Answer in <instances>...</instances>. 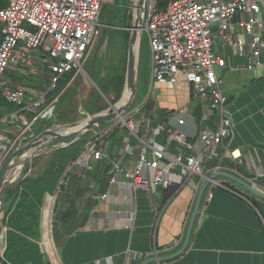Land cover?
Instances as JSON below:
<instances>
[{"label":"built area","instance_id":"obj_1","mask_svg":"<svg viewBox=\"0 0 264 264\" xmlns=\"http://www.w3.org/2000/svg\"><path fill=\"white\" fill-rule=\"evenodd\" d=\"M6 1L7 6L0 10V95L16 110L0 118V166L23 146L25 136L51 113L74 79L84 71L83 65L102 33L100 14L104 2ZM155 6V0H147L142 33V37L148 36L151 50V85H176L184 80L192 87L195 97L209 102L210 112L201 117V128L194 141H189L181 131L188 117L184 110L179 112V118L171 117L168 122L154 126L150 119L135 118L141 113L143 102L122 120L134 145H127L124 155L114 161L110 186L115 188L124 179L132 192H150L173 185L199 190L207 184L211 201L213 189L221 185L205 174V161L219 158L218 148L233 135L234 129L222 90L223 81L216 69L227 67L225 53L229 50L244 61V70L257 72L264 78V0H172L164 11H158ZM218 40L223 55L215 51ZM20 69L28 76L40 77L45 72L50 75L40 94H28L23 86L14 85L6 77L8 72ZM70 73L74 74L72 79L58 91L60 79ZM214 116L216 120L212 122ZM9 124L20 130L15 138L2 129ZM121 127L115 124L104 132H95L69 169L84 164L88 153L95 160H109L104 138ZM163 135L164 144L159 141ZM173 143L177 145L174 156L170 155ZM135 149L138 158L130 171L124 159L133 156ZM231 157L241 162L237 152H231ZM64 185L62 179L55 194ZM109 197L106 193L100 200L104 202ZM134 218L135 214L131 213L118 220L130 227Z\"/></svg>","mask_w":264,"mask_h":264},{"label":"crops","instance_id":"obj_2","mask_svg":"<svg viewBox=\"0 0 264 264\" xmlns=\"http://www.w3.org/2000/svg\"><path fill=\"white\" fill-rule=\"evenodd\" d=\"M215 51L223 55L219 41ZM225 54L228 65L225 69L217 68L216 73L223 81L222 90L228 100L233 135L218 148L219 158L213 160L217 162L216 167H209L211 161H205V174L209 178L217 176L214 180L221 186L213 189L211 201L208 200L209 187L203 194L184 253L169 259L186 242L203 186L199 190L173 185L169 189L132 192L123 179L121 184L111 188L114 161L124 155L127 145H134L127 129L119 128L114 137L115 131L104 138L109 160L98 161L88 153L84 164L69 169L70 163L63 189L57 194L46 195L37 240L40 246L49 247L45 254L48 262L145 264L158 257L163 261L151 264H264V78L257 72L244 70V61L234 57L231 51ZM149 55L145 59L149 72L145 100L153 102L155 114L161 121L169 117L179 118V112L184 110L188 117L181 131L189 141H194L201 128V117L210 112L209 102L195 97L192 87L184 80L176 85H151ZM9 74L21 76L22 81L17 83L8 79L23 87L25 78L37 81V85L41 80L50 79L46 72L39 78L28 76L22 69ZM46 75L48 77L44 78ZM42 90L30 89L28 94H40ZM214 120L215 116L212 122ZM209 124L213 126V123ZM2 129L10 138L20 134L18 126L13 124L3 125ZM159 141L164 144L165 136ZM57 149H50L41 156ZM234 151L241 155V162L231 157ZM176 153L177 145L173 143L170 155ZM30 154L34 157L38 152ZM137 158V149L133 156H125L128 170H134ZM36 159L18 165L20 167L16 170L22 168V172L12 184L38 170L39 166H31ZM27 166H31V171L23 175ZM215 169H218L216 173ZM16 170L13 169V173H17ZM227 176L250 185L260 196ZM106 193L110 197L102 202L100 196ZM131 213L135 218L130 227L118 220ZM64 217L65 223L60 220ZM3 219L0 212L1 255L6 245Z\"/></svg>","mask_w":264,"mask_h":264},{"label":"trees","instance_id":"obj_3","mask_svg":"<svg viewBox=\"0 0 264 264\" xmlns=\"http://www.w3.org/2000/svg\"><path fill=\"white\" fill-rule=\"evenodd\" d=\"M129 1L130 0H113L111 4L103 5L104 7L109 5L108 11L106 10V12L108 17L113 13L111 16L113 21L117 17L122 19V23L120 24L121 28L128 27L126 26V19ZM171 1L172 0H155V7L158 11H164ZM6 6L7 1L0 0V10L4 9ZM100 23L102 22L100 21ZM109 24L114 25V22ZM103 27L102 30L104 32L105 27ZM1 28L2 26L0 25V41L2 39ZM116 31L119 33L125 32L124 30ZM145 51L142 39L136 99L139 97V91L146 83L144 80L146 74L144 68L146 59ZM123 64L125 65V63ZM73 75V73H70L60 79L58 91H60L72 79ZM89 76L95 81L104 95H108L111 86H114L116 88V96L112 100V104L115 105L120 101L125 85V73L122 70L113 73V70L110 69L106 79L102 81H98L93 73H90ZM6 77L12 78L14 83L22 81L21 76L15 77L7 74ZM46 77L48 76H44V78ZM39 78H41V76ZM47 81L48 80H41L40 84L37 85V81L34 82L31 78H25L24 88L27 93L30 89L42 90L43 86L47 84ZM70 94V90H67L60 98L59 103L54 106L51 113L36 124L35 131L33 130L31 134L39 135L45 130L53 128L55 125L61 127L76 122L79 120V112L77 109L79 106L82 107V110L85 113L84 116L88 115V117L99 114L107 109L100 105L99 102L101 97L95 90L90 94V100L88 102H83L73 108H65L68 99L70 98ZM146 96L147 93L144 95V101L142 100V103L145 102L143 109L135 118L140 119L141 117H144L150 119L154 123V126L161 122H168L170 117L164 121L159 119L155 114L156 112L153 102L150 99L145 100ZM15 110L16 107L8 104L0 95V118ZM96 131L91 132L89 136L86 134L69 147L57 149L45 156L37 158L31 165L32 168L35 165L39 166L37 171L31 172L29 176L16 184L6 185L0 196V212L4 215L3 225L6 227V245L3 255L0 254L1 264H51L45 258L46 252H49V247L40 246V242L37 240L41 221V210L44 206L45 197L48 194L52 195L57 190L58 184L62 179H67L68 166L70 163H73L78 159L84 147L89 142V137L92 136V134L94 135ZM116 131L113 134V137L115 136ZM124 131H126V128ZM31 166L26 167L23 171V175H26L31 171ZM216 166L217 162L215 161H211L209 164V167L212 168ZM62 189L63 187H61V190ZM60 220L65 223L66 217L61 218Z\"/></svg>","mask_w":264,"mask_h":264},{"label":"water","instance_id":"obj_4","mask_svg":"<svg viewBox=\"0 0 264 264\" xmlns=\"http://www.w3.org/2000/svg\"><path fill=\"white\" fill-rule=\"evenodd\" d=\"M146 3L147 0H137L135 4V8H137L138 10V15L136 18L134 17L133 25L130 28H118L119 30L130 32V42L128 48V58H127L126 73H125V85H124L123 95L120 101L115 105L110 104V107L107 111L88 117L84 123H76L70 126L72 129H76L78 127H80V129H76L74 131L65 133L63 132V129L65 127L51 128L45 130L39 135H36L32 139H30L26 144L13 151L0 166V196L2 195L3 190L8 184V178L11 172L20 163L22 164V163L30 162L33 159H36L37 157L43 155L46 151H49L50 149L69 147L74 143H76L81 137H83L87 133H91L98 129H101L102 127L109 125L114 121L124 120L123 115L125 113H128L129 110L132 108L133 103L135 102L137 96L138 69H139L141 41H142V33H143V16L146 8ZM218 41L214 45L215 48H217L218 46ZM86 75L93 82L96 90L102 96H104V94L101 92V90L93 81V79L87 73ZM127 93L129 94V98L123 105H121V102L123 101V98ZM35 152H38V154L32 157L30 153L33 154ZM227 177L229 179L234 180L235 182L246 188L251 193L260 196V194L257 193L250 185L240 180H237L233 177L230 176ZM210 178L216 179L217 176H211ZM207 187L208 185L204 184L200 191L199 202L196 206L184 246L178 253H176L174 256H172L169 259H174L180 256L187 249L192 234L193 226L195 224V220L200 209V204L203 198V194L207 190ZM161 261H163V259L157 257L149 260L145 264H151L154 262L160 263Z\"/></svg>","mask_w":264,"mask_h":264},{"label":"rangeland","instance_id":"obj_5","mask_svg":"<svg viewBox=\"0 0 264 264\" xmlns=\"http://www.w3.org/2000/svg\"><path fill=\"white\" fill-rule=\"evenodd\" d=\"M103 1H104V4H103L104 6L107 4H111L113 2V0H103ZM136 1L137 0H130L129 5L127 6V19H126V26H128L127 28H130L133 25L134 16H135V12H136V10H135ZM104 6H103L102 12L100 14V21L102 22L101 24L105 27V31L103 32V30H102L101 36L96 40V43H95L94 48L91 52V55L89 56L88 60L83 65V70L85 72L84 71L81 72L74 79L73 83L71 84L70 88L68 89V90H70L71 94H70V98L68 99V103L66 104L65 108H70V107L73 108L74 106L79 105L83 102H88L90 100V94L94 90L97 91L95 88V85L90 80V78L86 75V73L88 75L90 73H93L96 76V78L98 79V81L105 80L110 69L113 70V73H116L120 70H122L124 73H126L128 48H129V42H130V32L129 31H125L124 33L117 32L116 30H119L118 28H121L120 24L122 23V19L120 17H117L113 21V18L111 17L113 15V13L111 15H109V17H108V14L106 12V10L108 11L109 5L107 7H104ZM111 22H114V25H110L109 23H111ZM142 39H143V46L145 47V50L147 51V52L145 51V57L149 58L150 57L149 54H151V50H150L148 36L146 34H143ZM141 45H142V41H141ZM148 61H149V59H148ZM123 63H125V65ZM145 63H146V61H145ZM145 63H144V68H145V73H146L144 76V80L146 82L145 86L142 89L140 88L141 90L139 91V97L135 100V102L133 103V106L129 110V112L125 113L123 115L124 118H126V117L128 118L129 116H131L132 112L141 106L142 100L144 101V95H146L147 90H148V78H149V72H148V69H147ZM115 89L116 88L114 86H111L108 95H104V96H102L97 91L101 97V100L99 102L100 105L107 108L105 111H107L109 109L110 104H112V100L116 96ZM122 95H123V93H122ZM77 109L79 112V120H77L74 123L63 125V126H61V128L62 127L63 128L64 127L65 128L70 127L76 123H84L87 120L88 115L84 116L85 113L83 112L82 107L79 106V108H77ZM103 112H101V113H103ZM95 115H97V114H95ZM89 117H91V116H89ZM115 124L118 126H122L121 128L125 129V124L122 123V120H118V121H114V122L110 123L109 125L102 127L101 129H98L99 131H96L97 132L96 134L104 132L105 129H107L111 126H114ZM58 127H60V126L55 125L53 128H58ZM87 134H88L87 136H89L90 133H87ZM35 136L36 135H33V134H27L25 136L26 140H24L22 144L23 145L26 144L31 138H33ZM93 136H95V134L94 135L92 134V136L89 137V140H91L93 138ZM17 167H20V166H17ZM17 167H15L14 170H16ZM16 171H18V170H16ZM21 172H22V168L19 169L18 176L20 175ZM14 174H16V172L13 173V171H12L10 174L11 175L10 177L14 176Z\"/></svg>","mask_w":264,"mask_h":264},{"label":"bare ground","instance_id":"obj_6","mask_svg":"<svg viewBox=\"0 0 264 264\" xmlns=\"http://www.w3.org/2000/svg\"><path fill=\"white\" fill-rule=\"evenodd\" d=\"M135 10H136V12H135V16L134 17L136 18L137 15H138V10H137V8H135ZM128 98H129V94L127 93V94H125V96L123 98V101L121 102V105H123L128 100ZM76 129H80V127L76 128ZM76 129H72L71 127H66V128L63 129V132L68 133V132L74 131ZM17 177H18V172L12 177L9 176L8 182H13Z\"/></svg>","mask_w":264,"mask_h":264}]
</instances>
